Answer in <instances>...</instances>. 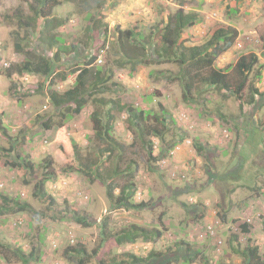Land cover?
<instances>
[{
  "label": "rangeland",
  "instance_id": "obj_1",
  "mask_svg": "<svg viewBox=\"0 0 264 264\" xmlns=\"http://www.w3.org/2000/svg\"><path fill=\"white\" fill-rule=\"evenodd\" d=\"M82 1L69 0L62 7L74 15L55 32L63 39L56 59L57 48H46L39 40L42 22L27 27L29 6L22 0H0V264H99L120 261L124 254L142 258L144 264H247L248 242L264 261V105L247 103L252 87L264 95V69L261 80L249 76L243 109L234 96L199 83L185 98L180 66L156 58L152 42V29L162 30L168 17L183 9L197 15L195 25L183 31L186 47L202 46L218 29L230 27L237 31L235 43L214 66L229 73L241 55L255 53L264 67V0H102L106 35L85 30L89 11L80 6ZM129 29L141 36L137 41L143 40V55L130 53L142 62L124 58L115 44L117 31ZM72 43L74 52L65 49ZM91 55L101 61L89 66L92 74L97 69L113 74L98 97L152 114L163 107L172 117L163 139H151L154 160L136 144L124 114L117 116L112 132L123 152L111 159L99 156L103 142L92 130L96 106L90 99L65 124L80 149V163L71 171L62 169L54 142L60 108L49 91L73 87L76 74L70 71L84 69ZM38 59L52 61L51 75L18 72L23 63ZM62 75L66 80L58 82ZM107 109L101 107L100 113ZM45 121L52 128L45 130ZM20 151L33 170L17 160ZM44 159H51L55 171L44 186L53 203L36 188L47 174ZM128 181L135 186L133 200L146 208L112 209L108 185L116 187V197ZM4 197L9 208H2ZM10 199L29 208L19 212ZM77 215L86 218V226L76 221ZM245 223L248 234L241 231ZM129 225L157 229L162 236L118 247L112 236ZM206 226L213 227L214 235L201 238ZM77 245L84 246L89 258L65 252Z\"/></svg>",
  "mask_w": 264,
  "mask_h": 264
},
{
  "label": "trees",
  "instance_id": "obj_2",
  "mask_svg": "<svg viewBox=\"0 0 264 264\" xmlns=\"http://www.w3.org/2000/svg\"><path fill=\"white\" fill-rule=\"evenodd\" d=\"M78 3L79 0H74ZM22 3L29 6L32 17L28 22L27 27H35L37 21L42 22V27L39 32V40L46 48H57L55 58L61 55L62 49H59L58 43L63 44V39L55 33L56 30L62 28L73 17V11H63L62 7L65 3H69V0H22ZM102 0H92V2L83 0L80 6H87L88 16L85 25V30L92 34L94 32H102L106 35L107 25L103 21V17L100 14V5ZM79 6V5H78ZM26 22V21H25ZM24 21L21 23H25ZM197 22V15L187 14L183 9L177 10L173 15L168 17L162 30L158 27L152 29V42L156 45L155 50H151L153 55L165 62H177L181 68L179 74V80L182 81L183 91L185 98H189L195 83H199L207 88H211L217 92H223L228 95L234 96L239 101L240 108L243 109L242 99L244 97V90L248 83V78L254 73V78L261 80V74L264 67L259 64V57L255 53H248L241 55L231 68V72L224 71L223 69H217L214 64L216 59L223 53L227 52L235 43L237 37V31L230 27L226 29H218L211 37L210 41L202 46L186 47V40L183 36V31L186 28H190ZM141 36L134 33L133 30L117 31V37L115 44L119 46L121 55L128 60L136 58L137 62H142L139 57H134L130 54L136 52L143 55L145 52L144 45L141 43L143 40L137 41ZM154 36V37H153ZM153 45L155 49V45ZM58 46V47H57ZM76 47L75 43H72L69 48L71 52H74ZM132 47V48H131ZM134 50V51H132ZM96 56L91 55L85 61L84 69H75L70 71L71 74H76L73 87L70 89L59 92L56 90L49 91V98L55 107L60 108L59 117L60 120L57 123V131L55 134L54 142L56 144V152L63 159L64 165L62 169L65 172L71 171L77 167L80 163V149L75 141L69 137L66 133V122L71 118L72 114H79L83 107L88 103L96 106V111L91 114L92 130L97 140L103 142L102 146L98 148V155L105 156V154L112 155L108 159L119 157L123 152L124 147L114 141L112 132L115 126V121L118 115H125V125L128 129H131L137 138L136 144H142L143 148L148 154V158L154 160L153 146L151 139L162 140L163 133L166 130L168 120L173 123L172 117L162 107L161 112L158 114L147 112L141 109L134 108L133 106L122 105L118 101H107L98 97L101 92V88L105 87L112 80V71L108 70L103 73L102 70L97 69L95 73H91L89 66L98 62ZM52 61H46L44 59H38V62H25L23 63L18 72H36L43 75H49ZM101 64V62L99 63ZM19 72V73H20ZM91 74L93 75L90 79ZM51 75V74H50ZM66 75H62L58 82H64ZM51 85V83H50ZM247 103L254 105L258 104L260 107L264 105L262 98L263 93L259 92L256 88L252 87ZM257 96V97H256ZM244 100V99H243ZM108 107V109L101 114L100 108ZM51 125V123H50ZM49 125V121L43 123L45 130L52 128ZM263 132V129H260ZM246 134V133H245ZM247 137L245 141L248 139ZM253 139V138H252ZM135 144V145H136ZM22 144L19 146L21 150ZM195 146L196 142H195ZM264 146V143H263ZM201 150V147H197ZM263 148V147H262ZM11 150V149H10ZM115 156V157H113ZM17 160L26 166L29 171L33 170V166L24 161V155L20 151L16 156ZM44 164L47 166V174L43 176V179L39 182L36 188L41 193V197L47 198L50 203H53V199L47 195L45 189V182L55 175L54 169L51 167V159H44ZM118 170L119 167L116 166ZM127 173L131 174L130 169H127ZM130 177V176H129ZM128 177V178H129ZM222 178V177H219ZM116 187L108 185V198L113 200L112 209L123 210H140L146 208L147 204L140 202L135 203L133 197L135 195V186L131 181H128L127 186H122L119 189V193L114 197L113 191ZM181 194V193H180ZM14 201V199H10ZM10 201L7 197L2 198V208H9ZM19 212H26L29 208L27 205H19L14 201ZM13 204V205H14ZM5 210V209H2ZM74 215H76L74 211ZM76 221L80 225L86 226V218L77 215ZM108 218H104L101 221V235L103 238L108 237L105 233L106 224ZM264 229V220L262 221ZM250 226L246 223L241 225V231L243 233H250ZM162 236L161 231L153 229L147 232L145 229H141L136 225H129L124 227L119 232L115 233L112 238L118 247L123 245H134L139 240L148 242L154 239H160ZM102 239L103 244L105 239ZM235 238V237H234ZM246 247V256L248 257L247 264H264V261L258 257V247ZM101 248V246H100ZM99 247L92 251L93 257L98 253ZM17 252H20L19 250ZM65 252H72V255L88 257L84 246L77 245V247L69 246L65 249ZM70 254V255H71ZM123 259L111 260L109 262H101L99 264H144L145 260L139 258L133 254H124ZM82 261V260H81ZM79 261V264H81ZM86 262V261H85ZM253 262V263H252ZM84 264V263H82Z\"/></svg>",
  "mask_w": 264,
  "mask_h": 264
},
{
  "label": "built area",
  "instance_id": "obj_3",
  "mask_svg": "<svg viewBox=\"0 0 264 264\" xmlns=\"http://www.w3.org/2000/svg\"><path fill=\"white\" fill-rule=\"evenodd\" d=\"M99 62H101L100 60H99ZM264 148V147H263ZM214 235V230H213V227L212 226H206V231H205V233H201V234H199V236L201 237V238H203V237H206V236H213ZM219 244H221V242L219 241Z\"/></svg>",
  "mask_w": 264,
  "mask_h": 264
},
{
  "label": "clouds",
  "instance_id": "obj_4",
  "mask_svg": "<svg viewBox=\"0 0 264 264\" xmlns=\"http://www.w3.org/2000/svg\"><path fill=\"white\" fill-rule=\"evenodd\" d=\"M98 63H100L99 61H98ZM264 147V146H263ZM263 150H264V148H263Z\"/></svg>",
  "mask_w": 264,
  "mask_h": 264
}]
</instances>
